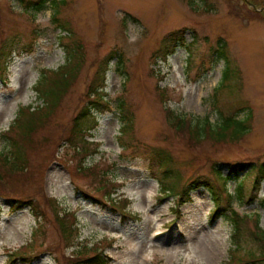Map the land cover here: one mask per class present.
Returning <instances> with one entry per match:
<instances>
[{
	"label": "rangeland",
	"instance_id": "374dc122",
	"mask_svg": "<svg viewBox=\"0 0 264 264\" xmlns=\"http://www.w3.org/2000/svg\"><path fill=\"white\" fill-rule=\"evenodd\" d=\"M29 1L0 0V51L7 53L6 63L0 64V151L7 147L2 133L19 108L42 104L34 90L42 70L65 63L62 40L80 43L84 57L57 110L32 134L28 168L0 180V191L7 193L0 196V264H73L69 253L74 247H66L55 207L68 211L79 240L103 244L110 264L227 262L233 248L232 208L248 215L249 228L259 215L264 229V181L253 189V168L264 162V0H257L258 6L247 0H211L209 10L204 0H196L195 7L188 0H58L57 17L72 34L53 20L51 5L38 11L27 7ZM180 29H186L187 43L196 35L193 57L184 44L164 57L167 44L173 43L171 33ZM220 37L227 40L240 70L234 89L228 88L229 81L221 83L225 63L212 53ZM113 50L124 53L128 80L124 83L115 71L114 60L106 98H126L134 113L132 129L122 134L116 111L102 107L96 112L98 126L86 142L71 143L67 139L73 118L87 101L101 62ZM115 107L112 102L111 109ZM168 109L191 122L208 116L212 124H217L220 111L242 118L251 110L250 129L235 141L196 139L188 127L170 124ZM153 147L174 156L181 187L201 177L212 180L223 213L213 216L216 206L206 187L193 189L186 202L173 195L161 200L149 160ZM230 163L250 165L240 177L246 197L231 206L213 170L218 164L227 175ZM236 182H229L230 193ZM15 198L35 201L43 214L36 219L29 205L13 210L19 203ZM32 239L29 259L11 262L12 252Z\"/></svg>",
	"mask_w": 264,
	"mask_h": 264
},
{
	"label": "trees",
	"instance_id": "16d2710c",
	"mask_svg": "<svg viewBox=\"0 0 264 264\" xmlns=\"http://www.w3.org/2000/svg\"><path fill=\"white\" fill-rule=\"evenodd\" d=\"M63 2L64 0L60 3ZM188 3L194 5L193 7L197 5L196 0H188ZM251 3L254 6L259 5L257 0H252ZM203 4L206 7L205 10H209L213 6L211 0H204ZM29 5L38 11L46 9L51 5L54 8V13L52 15L53 20L58 22L59 27L62 30L72 34L69 26H67V22H61L59 17H57L59 13L58 0H30L27 7ZM185 33L186 29H180L179 31L171 33L170 37L173 40V43L171 45L167 44L164 51V57L173 54L177 45L184 44L188 49L191 58V46L195 43L196 35L194 41L187 43ZM62 36L61 38L67 37L66 35ZM69 36L71 37L72 35ZM62 44L64 45L67 54L65 63L54 70L43 69L40 78L35 84L34 90L37 92V98L42 100V104L37 105L34 109L31 105L20 107L13 123L2 133L5 137L7 147L5 150L0 151V180L7 178L6 174L14 175L17 172L21 173L28 168L26 149L27 144L32 140V134L37 128L43 126L44 117L53 114L57 110L64 95L80 73L84 57V51L81 44L76 43L75 41L64 43L63 40ZM212 53L216 60H223L225 63L221 83L229 81L228 88L234 89V87L238 85L240 70L229 54L227 40L220 37L218 39L217 47L213 49ZM6 54V51H0V56L3 55V59ZM5 59H0L1 65L3 61L5 62ZM114 60L115 71L119 75L124 76V83L128 80L124 53L116 50L111 51V53L103 59L94 78L89 83L87 91L88 99L73 118L72 131L67 139L69 142L74 143L87 140V137L91 135L90 131L96 129L98 126L96 112L101 110L102 107L116 111V115L122 124V134H125L132 129L134 113L131 110L130 105L127 103L126 98L124 96H119L116 100H109L106 98L107 93L105 88L107 86V73L111 69V63ZM189 60L191 61V59ZM5 63L3 66L7 71L8 65ZM112 102L116 105V109H111ZM219 113L220 118L217 124H212L209 121L208 116H206L205 119L192 120L191 122V119L188 120L184 115L176 113L173 109H168L167 112L169 122L172 126L181 130H183L185 126L188 127L191 134L195 136L196 139L209 137L217 141H224L227 139L235 141L249 131L252 115L251 110H248L247 114L242 118H239L237 114H226L222 111ZM149 160L153 177L159 184L161 200L166 196L173 195L177 197L179 203H182L183 201L186 202L190 199V193L193 189L206 187L212 192V199L216 206L213 216L217 217L223 213L224 205L221 194L215 190L213 181L208 177L191 180L189 183H186L181 187V173L176 166L174 156L170 152L162 148L153 147L150 149ZM228 166L229 170L227 175H224L218 164H215L213 170L217 177L216 180L224 186L225 195L228 199L227 204L231 206L232 201L235 199L240 203L243 202L246 197L244 179L240 177L248 170L250 165L230 163ZM253 169L256 171L253 183L254 189L259 188L262 181H264V162L255 165ZM230 181H237L236 187L231 193L228 190ZM3 194H7L5 193V190L3 192L0 191V196ZM116 200L117 199H114V201ZM14 201H18L19 203L13 205V210H19L29 205L36 219L37 217L39 218L40 214H43L35 201H22L19 198H15ZM54 204H56V201H54ZM55 210H57L55 214L62 236L67 243L66 247H74L69 253L71 254V261L73 264L111 263V258L102 251V248H104L103 244L97 242L90 245L89 241L79 240V235L76 234L77 229L74 226V221L68 211L59 210L56 207ZM72 216H74V214H72ZM246 216L248 215H240L234 208L228 213V217L234 227V232L232 234L233 248L231 249L230 259L223 264H229L233 260L236 264H264V229L260 225V216L258 215L255 217L254 228H249L245 225L247 221ZM37 231L38 228L33 233L34 239L38 236ZM34 239L21 247L18 251L12 252L9 260L11 262L18 259H22L23 261L28 260L29 255L26 251L32 249ZM45 250L50 253L52 252L51 248H45Z\"/></svg>",
	"mask_w": 264,
	"mask_h": 264
},
{
	"label": "water",
	"instance_id": "95a60500",
	"mask_svg": "<svg viewBox=\"0 0 264 264\" xmlns=\"http://www.w3.org/2000/svg\"><path fill=\"white\" fill-rule=\"evenodd\" d=\"M251 4V3H250ZM252 5V4H251Z\"/></svg>",
	"mask_w": 264,
	"mask_h": 264
}]
</instances>
